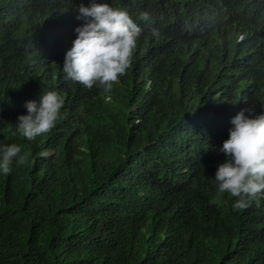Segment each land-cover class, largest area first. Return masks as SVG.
<instances>
[{
    "label": "trees",
    "instance_id": "16d2710c",
    "mask_svg": "<svg viewBox=\"0 0 264 264\" xmlns=\"http://www.w3.org/2000/svg\"><path fill=\"white\" fill-rule=\"evenodd\" d=\"M80 2L0 0V143L27 154L0 174V264H264V197L234 211L214 180L231 117L264 111V0H109L142 35L108 91L64 79ZM43 89L55 127L13 135Z\"/></svg>",
    "mask_w": 264,
    "mask_h": 264
},
{
    "label": "clouds",
    "instance_id": "9594fccd",
    "mask_svg": "<svg viewBox=\"0 0 264 264\" xmlns=\"http://www.w3.org/2000/svg\"><path fill=\"white\" fill-rule=\"evenodd\" d=\"M75 12L83 23L75 28L76 36L64 54V79L108 91L129 68L142 27L127 9L113 6L109 0H81ZM141 18L146 20L148 13H142ZM63 104L58 92L43 89L38 100L25 102L27 112L18 115L13 135L34 141L49 133ZM230 123L228 138L217 148L225 158L217 165L214 180L221 194L236 198L231 205L236 211L253 203L259 206L264 197V111L248 115L241 109ZM26 162L27 154L19 144L0 143V174H9L13 166Z\"/></svg>",
    "mask_w": 264,
    "mask_h": 264
}]
</instances>
